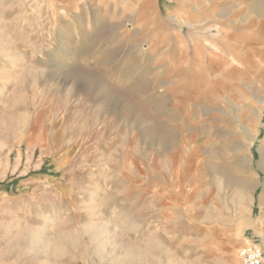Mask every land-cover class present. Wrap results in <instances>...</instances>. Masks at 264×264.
Wrapping results in <instances>:
<instances>
[{"label": "rangeland", "instance_id": "rangeland-1", "mask_svg": "<svg viewBox=\"0 0 264 264\" xmlns=\"http://www.w3.org/2000/svg\"><path fill=\"white\" fill-rule=\"evenodd\" d=\"M42 1L0 0L3 264L264 249V0Z\"/></svg>", "mask_w": 264, "mask_h": 264}, {"label": "bare ground", "instance_id": "bare-ground-1", "mask_svg": "<svg viewBox=\"0 0 264 264\" xmlns=\"http://www.w3.org/2000/svg\"><path fill=\"white\" fill-rule=\"evenodd\" d=\"M45 1L43 0L41 3H44ZM39 8L41 7V6H38ZM147 7L145 6L143 9L145 10ZM10 50V49H9ZM8 51V50H7ZM12 52L10 51L9 53L7 52L6 53V50L5 49H3V45H2V43L0 42V54H2V55H4V56H6L7 58H9L11 61H13L14 62V60L18 57V53H16V52H13L12 54H11ZM37 70V69H36ZM62 81H64V82H67L68 80L67 79H63ZM72 81H74V80H72ZM72 84V83H71ZM77 85V84H76ZM76 85H74L75 87H76ZM14 121V120H13ZM31 125V124H30ZM29 126V125H28ZM29 130V129H28ZM254 138V137H253ZM255 139V138H254ZM73 148H74V146H73ZM70 149V148H69ZM72 150L73 149H70V150H68V153H67V159L65 160V163H68L71 159H72V157L70 156L69 157V155H70V152H71V154H72ZM71 166V165H70ZM228 177H230V176H228ZM80 191V190H79ZM92 192V191H91ZM93 193V192H92ZM92 193H90L89 194V192L87 191V192H84V191H82V194H83V196L85 197V198H88V197H92ZM94 193H95V191H94ZM95 196V195H94ZM70 198V197H69ZM81 199V198H80ZM95 199H96V196H95ZM95 199H93V198H91L89 201L90 202H88V206H90L94 201H95ZM14 201V200H13ZM13 201H10V203L11 202H13ZM86 201V200H85ZM3 202V201H2ZM13 205H15V201L13 202ZM87 206V207H88ZM19 207V206H18ZM86 207V208H87ZM0 208H1V206H0ZM6 208H7V206H6ZM8 210H12V208H13V206L12 205H9L8 206ZM22 207H19L18 209L20 210ZM8 210H4L2 213H1V215H0V235L2 236V234L1 233H4V232H7V230H9V226L11 225V219L12 218H14V217H20L19 215H21V211H19V210H16V215L14 214V212H13V214L12 215H7L8 213H7V211ZM14 211V210H13ZM19 211V212H18ZM102 213H104V207L102 208ZM1 212V211H0ZM92 212H94V211H92ZM92 214H94V213H92ZM29 215V214H28ZM27 218H29V217H27ZM29 219H31V218H29ZM28 223H29V220H26ZM48 223H46L45 225H47ZM13 228V227H12ZM45 228V227H44ZM44 228H37V229H35L34 227H31L30 225H25V226H21V228H20V232H19V234H18V238L19 239H25V241H27L30 245V248L32 249H41V248H44V247H46L48 244H50L51 242L49 241V240H45V236H43V233H42V230L44 229ZM63 231V230H62ZM98 231L102 234V235H104V234H106L107 236H108V238H110V237H112V236H110L111 234L107 231V229H106V227H101V226H99L98 227ZM45 235V234H44ZM60 235L63 237L62 239L65 241V242H67V243H69V242H71L72 241V239H74V237H73V235L71 234V232H69V231H64V232H61L60 233ZM47 237V236H46ZM113 238H114V235H113ZM114 241H113V244L114 243H116V240L115 239H113ZM28 247V246H27ZM29 248V249H30ZM58 248V247H57ZM1 250H2V248H1ZM1 250H0V257L2 256V252H3V250H2V252H1ZM3 255H4V252H3ZM4 262L3 261H1V259H0V264H3Z\"/></svg>", "mask_w": 264, "mask_h": 264}, {"label": "built area", "instance_id": "built-area-1", "mask_svg": "<svg viewBox=\"0 0 264 264\" xmlns=\"http://www.w3.org/2000/svg\"><path fill=\"white\" fill-rule=\"evenodd\" d=\"M241 264H264V249L257 245L244 246L239 252Z\"/></svg>", "mask_w": 264, "mask_h": 264}]
</instances>
